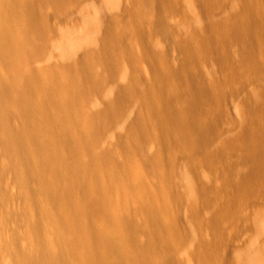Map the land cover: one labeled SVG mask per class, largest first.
<instances>
[{"label":"rangeland","instance_id":"374dc122","mask_svg":"<svg viewBox=\"0 0 264 264\" xmlns=\"http://www.w3.org/2000/svg\"><path fill=\"white\" fill-rule=\"evenodd\" d=\"M5 1H1L0 12L4 11L5 19L14 25L12 33L23 28L29 38L38 42L39 51L24 61L26 71L36 77L51 73L49 76L55 81L57 102L50 101L49 108L53 115H63L65 121L61 119L59 125L65 130L69 125L68 131L79 134L86 129L77 122L78 116V121L88 122L89 131L81 136L78 157L92 161L90 171L96 169L97 181L109 188L107 228L113 227L114 219L120 217L141 228L151 225L148 228H153L150 231L155 239L174 237L169 239V249L161 250L152 264H237L241 256L264 246V176L258 181L245 179L251 167L246 157L251 134L245 132L243 122L248 103L258 94L264 98V31L252 58L239 55L241 47L235 38L226 39L222 55L233 65L234 72L226 77L220 69L222 56L208 53L202 42L210 33L219 37V32L209 31L211 26L225 25L240 15L243 18L246 7L264 13V0H61L58 4L51 0H7L16 4L12 10H4L3 6L9 5ZM30 14L38 18L34 20L41 27V34L25 29ZM107 34L119 39L108 50L107 56L113 61L91 59ZM0 60L1 65V57ZM1 67L2 74H7L5 66ZM183 68L192 79L196 77L216 87L215 107L211 106L209 115H201L194 124L195 135L202 123L210 121L215 125L204 141L208 147L179 146L173 141L175 134L165 131L155 120L154 115L164 111L170 102L184 97L185 88L180 82L174 78L168 81L165 101H157L152 107L147 103L156 94L160 71ZM68 75L74 76L82 88L73 101V94L62 84ZM34 92L29 95L33 100L38 97ZM119 92L122 100L112 104ZM61 98L70 100L68 115L62 113ZM109 106L113 113L105 117ZM36 113L31 122L16 117L18 121L14 118L11 125H22L30 131L40 117ZM45 131L42 134L52 139V133ZM205 151L213 156L211 162L202 158ZM97 155L102 159L95 161ZM0 158V162L8 164L6 169L0 164L4 175L0 182L6 183L0 196V236L15 237L19 247L33 250L39 241L30 231L45 219L43 208L40 209L43 202L40 204L39 199L35 203L32 196L26 199L20 195L19 157L0 150ZM90 175L85 186L89 185ZM67 181L63 178L57 182L62 185ZM81 202V190H77L71 198V213L78 211ZM82 217L84 221L101 222L94 216ZM160 222L171 225L164 229ZM43 223L42 233L47 235L50 229Z\"/></svg>","mask_w":264,"mask_h":264},{"label":"bare ground","instance_id":"6f19581e","mask_svg":"<svg viewBox=\"0 0 264 264\" xmlns=\"http://www.w3.org/2000/svg\"><path fill=\"white\" fill-rule=\"evenodd\" d=\"M1 1L3 2V0ZM51 1L58 4L61 0ZM164 1L163 3H165ZM8 2L9 1H7V4L9 5L3 6L4 10H12L14 4H16L14 2V4ZM42 2L43 1H41V3ZM117 2L119 3L118 0ZM28 3L30 4V2ZM27 5L24 6V8L28 7ZM3 12L4 11H2V13ZM244 12L245 15L243 18H240L241 15L239 18L230 17L229 19L234 18V20L228 23L226 22L225 25L222 21L223 25L215 24L209 28V31L211 30V32L213 31L216 34L219 32V37H216V35L214 36V34L211 33L205 36L203 35L204 39L202 42L206 51L217 56H222L224 61L221 62L220 69L224 77L231 76L234 73L232 69L233 65L231 66L226 56L222 55L223 51L221 48L223 47L226 39L229 37L235 38L240 43L239 47H241L239 55H241L242 58H252L256 48V43L259 39H261V34L264 31L263 12H254L251 7H246ZM2 13L0 14V57L3 63L0 66H5L7 74H2L0 71V150L10 154L12 157H19L20 161L17 163L19 165V169L17 172L20 173L21 178L18 181L19 183H17L19 184V188L21 187L20 191L22 194L20 195H23V197L26 199H30L32 196L36 200L35 203H37L39 199L41 201H39L40 204L43 202L40 208H43L46 219H44L45 221L43 220V222L47 225L52 234L49 235L50 231L47 235L42 233L41 224L43 222L41 224V221L38 222V224L34 223L35 225L32 226V231L30 232L36 235L39 242L38 247L35 249L33 248V250L31 248L30 250H26V247H19L20 244L18 245V240H16L13 235H11L13 239H10L9 237L8 239L4 238V234L3 236L1 234L0 254L3 256L4 253L5 257L0 255V264H74L73 258L77 256L76 253L79 250L81 253L78 252L79 256L76 258L78 261H75V264H152L155 256L160 255L159 252L161 250L167 251V249H169V239H173L174 237L170 238V235H168L167 237L165 236L166 238L162 237V239H155L152 231H150L153 228H148L151 225L146 228H141L140 226L138 227L135 222L134 224L131 221L124 220L117 216L113 222L114 226L111 224L113 227H106L105 223L110 221V214L106 208V204L108 203L107 198L109 188L107 185L104 186V184H100L97 181L98 173H96V169H93L94 171H90L92 167V161L88 159H82L81 161L78 157L81 136H83L82 134H85V132L87 135L89 131L88 126L86 125L88 122L85 121L84 124V121L81 122L82 119L78 121V118H81V116H78L77 122H80L84 129H86L85 132L84 130H81L79 134L68 131L69 125L67 130H65L66 128L62 129L61 124L60 128L59 123H61V119V121H63V115H53L49 108V106H52L50 105V101L57 102L55 81L52 79V77H50L51 73L47 74L48 72H45L46 74H42V77H36L26 71L28 69H25V66L23 65L24 61L29 58L30 55H34L33 53L39 51L38 42L36 39L32 40L29 38L27 31H25L22 27L21 30L14 31L13 34L12 29L14 28V25L9 23L8 21L10 20L7 19V21L4 17L5 14L3 13V15ZM35 18L36 17L34 14H30L29 21H27V24L25 23V29H30L35 34H41L42 29L34 20ZM37 19L38 18H36V20ZM19 26H21V24ZM118 42L119 39L117 37L107 34V36L103 38V42L99 51H97L94 55L91 54V59L98 61L106 60L111 63L113 60L108 58V50L111 49V46H116ZM110 53L112 54V52ZM189 53H191L190 50ZM232 59L235 61L234 58ZM260 61H258L259 64ZM2 68L4 67H1L0 69ZM82 71L85 76L88 75L84 69H82ZM221 71L219 70V72ZM73 77L74 76L72 75H68L65 81L62 78L64 83L61 81L62 84L67 86L66 88L69 89L70 93L73 94L71 101H73L78 95L82 93V88L75 83ZM173 78L180 82L185 88L184 97L182 98L180 95H178L181 99L177 97L179 98L177 99L178 101L172 100L173 102L169 103L170 106H168L164 111L162 110V112L158 115H154V117H156L155 120L157 119L159 125H161L165 131H171V133L175 134L176 140L173 141H175L174 143L178 142L179 146H184L187 148L191 147L192 149H197L204 144L207 146V143L204 141L210 131L215 130V125L210 121L202 123L200 132L195 135L194 124L201 115L205 113L208 114L211 111V106H214L216 87H213V85L209 86L207 83L205 84L199 81V78L195 79V77L192 79L189 76L187 69L184 68L173 72L162 70L157 75L158 86L156 94L148 99L149 102L147 101V103L151 104V107L153 103L164 100L168 91L167 83ZM34 91H37L38 97L34 96L35 98L37 97V99L33 100L29 95ZM176 96L173 97L175 98ZM263 99L264 98H262V94L256 95V98L252 99L251 102L248 103L246 113L243 115L244 121L242 120L244 122L245 132L251 134L250 143L246 154L247 159L251 163H249L251 167L250 171L245 176V179H251L253 181H258L264 176ZM61 100L63 101H60L61 103L59 102V104L61 106L62 113L64 112L65 115H68L70 100L62 98ZM121 100L122 92H119L115 95V99L113 100L112 104ZM74 103L78 104V101H75ZM36 112L39 113L40 117L37 120V123L33 125L32 130L29 131L22 125L17 127L11 125V120L16 117L21 119L23 122H31V117L33 113L37 115ZM111 113H113V111H111V106H109L108 112L106 111V114L104 113L106 115L105 117L109 116ZM80 114L81 113H79V115ZM76 115L77 114L75 113V116ZM18 118H16V120ZM38 126L39 130L37 129ZM44 128L49 133H52V139H50L49 136L46 137V134H42V132L45 131L43 130ZM209 150L210 149H208V151ZM200 154L202 155V153ZM203 154L204 157L202 156V158L205 162L208 163L213 160V156L209 152L205 151ZM102 157H96L95 161L102 159ZM0 164H2V166L6 165L5 169L7 168V163H2L1 161ZM1 173L0 176H4L3 174L1 175ZM90 173H92V176L90 175L91 177L89 185L85 186V180L89 177ZM63 178L68 179V181L60 185L57 181ZM1 179L3 180V178ZM236 179H238V175ZM1 182L0 196L5 189L4 186H6V183L3 185ZM32 187L34 189L30 190L29 188ZM133 187L135 186L133 185ZM136 189L139 188L137 187ZM77 190H81L82 202L78 208V211L71 213V198L73 197L74 193L77 192ZM227 191H229L228 188ZM225 202H228V200H225ZM205 211L207 212V209ZM81 216L84 218H90L94 216L95 218H99L101 222H98L99 224H97L92 220H90V222L88 220L84 221L81 219ZM155 221L156 220H154L153 223ZM44 223L43 225H45ZM159 224L160 227L164 229H168L171 225L169 223L166 224L161 222ZM1 228L4 229L5 227ZM49 229H46V232H48ZM170 230L168 231L169 233L172 232ZM172 234L174 233L172 232ZM139 235H141L140 238L138 237ZM17 237L19 236L17 235ZM236 263L264 264V246L255 248L249 254L241 256V258H239L238 262L236 261Z\"/></svg>","mask_w":264,"mask_h":264}]
</instances>
